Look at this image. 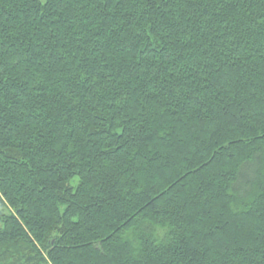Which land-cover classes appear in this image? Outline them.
<instances>
[{"label":"trees","instance_id":"16d2710c","mask_svg":"<svg viewBox=\"0 0 264 264\" xmlns=\"http://www.w3.org/2000/svg\"><path fill=\"white\" fill-rule=\"evenodd\" d=\"M0 264H264V0H0Z\"/></svg>","mask_w":264,"mask_h":264},{"label":"rangeland","instance_id":"374dc122","mask_svg":"<svg viewBox=\"0 0 264 264\" xmlns=\"http://www.w3.org/2000/svg\"><path fill=\"white\" fill-rule=\"evenodd\" d=\"M40 1H42V2H43V1H45V0H40Z\"/></svg>","mask_w":264,"mask_h":264}]
</instances>
